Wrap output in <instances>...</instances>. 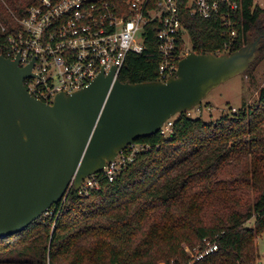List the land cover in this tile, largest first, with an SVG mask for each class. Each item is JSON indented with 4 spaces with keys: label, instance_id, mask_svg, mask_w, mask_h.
<instances>
[{
    "label": "trees",
    "instance_id": "1",
    "mask_svg": "<svg viewBox=\"0 0 264 264\" xmlns=\"http://www.w3.org/2000/svg\"><path fill=\"white\" fill-rule=\"evenodd\" d=\"M37 2L0 0V30L15 33L16 20ZM186 27L192 51L231 54L252 37L264 39V8L243 0L232 39L219 18L189 16ZM156 30L147 29L142 53L128 56L122 83L161 81ZM227 42L232 48L224 51ZM173 128L169 138L139 139L151 149L137 154L113 183L101 176L87 194L72 186L25 231L0 237V264H190L184 246L203 247L205 239L220 250L195 264H256V240L264 232V87L253 106L245 103L214 122L184 113Z\"/></svg>",
    "mask_w": 264,
    "mask_h": 264
},
{
    "label": "water",
    "instance_id": "2",
    "mask_svg": "<svg viewBox=\"0 0 264 264\" xmlns=\"http://www.w3.org/2000/svg\"><path fill=\"white\" fill-rule=\"evenodd\" d=\"M263 37L223 55L190 52L167 81L122 83L115 69L53 104L30 95L32 65L0 54V237L25 231L71 185L104 171L139 139L200 106L216 88L249 70Z\"/></svg>",
    "mask_w": 264,
    "mask_h": 264
},
{
    "label": "built area",
    "instance_id": "3",
    "mask_svg": "<svg viewBox=\"0 0 264 264\" xmlns=\"http://www.w3.org/2000/svg\"><path fill=\"white\" fill-rule=\"evenodd\" d=\"M242 3L243 0H38L25 17L16 20L15 33L7 35L1 26L0 54L11 60L19 58L21 68L32 65L33 77L24 82L27 91L53 104L58 94H72L88 87L102 71L108 75L115 69L118 78L128 56L144 51L147 29L155 27L162 62L159 74L161 81H167L176 76V62L189 54L185 38H191L186 18H219L232 39L237 34L236 15ZM179 45L181 53L177 55ZM231 48V42L225 43L224 51ZM173 127L174 120L170 119L158 134L169 138ZM150 149V144L128 146V151L123 150L103 172L85 179L80 194L98 188L101 176L113 183L137 154ZM184 249L190 264L220 250L210 239L204 240L203 247Z\"/></svg>",
    "mask_w": 264,
    "mask_h": 264
},
{
    "label": "rangeland",
    "instance_id": "4",
    "mask_svg": "<svg viewBox=\"0 0 264 264\" xmlns=\"http://www.w3.org/2000/svg\"><path fill=\"white\" fill-rule=\"evenodd\" d=\"M255 4L264 8L263 0H255ZM258 37L260 36L252 37L250 40H254ZM185 39L187 50H189L190 53L192 52L191 40L188 38ZM263 43L264 39L262 45ZM256 61L257 58L253 64ZM263 87L264 59L257 61L256 66L250 73L247 74V72H245L214 89L200 106L187 112L186 115L194 120L202 119L206 122L217 121L224 115H232L234 112L242 108L245 103L253 106L258 101L259 91ZM177 117H179V115L172 119L175 120ZM248 225L252 227L254 225V220ZM256 243L259 252V259L256 264H264V232L257 236Z\"/></svg>",
    "mask_w": 264,
    "mask_h": 264
}]
</instances>
